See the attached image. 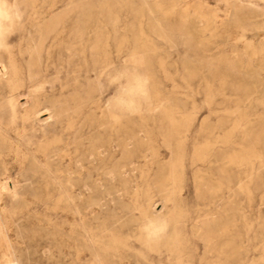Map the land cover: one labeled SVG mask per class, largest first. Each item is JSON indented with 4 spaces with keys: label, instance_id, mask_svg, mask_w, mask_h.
I'll list each match as a JSON object with an SVG mask.
<instances>
[{
    "label": "rangeland",
    "instance_id": "rangeland-1",
    "mask_svg": "<svg viewBox=\"0 0 264 264\" xmlns=\"http://www.w3.org/2000/svg\"><path fill=\"white\" fill-rule=\"evenodd\" d=\"M0 264H264V0H0Z\"/></svg>",
    "mask_w": 264,
    "mask_h": 264
},
{
    "label": "bare ground",
    "instance_id": "bare-ground-1",
    "mask_svg": "<svg viewBox=\"0 0 264 264\" xmlns=\"http://www.w3.org/2000/svg\"><path fill=\"white\" fill-rule=\"evenodd\" d=\"M43 72V71H42ZM55 88H56V86H55ZM21 113V112H20ZM30 152V151H29ZM101 153V152H100ZM9 185V184H8ZM2 186V185H1ZM10 186V185H9ZM12 186V185H11ZM10 191H11V189H10ZM15 193V192H14ZM9 242V241H8ZM12 250V249H11ZM15 258V257H14ZM16 261V260H15Z\"/></svg>",
    "mask_w": 264,
    "mask_h": 264
}]
</instances>
